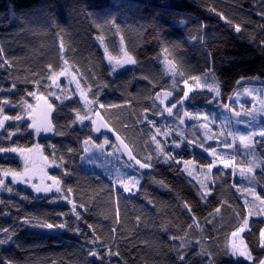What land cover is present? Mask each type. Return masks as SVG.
Masks as SVG:
<instances>
[{
  "label": "trees",
  "instance_id": "trees-1",
  "mask_svg": "<svg viewBox=\"0 0 264 264\" xmlns=\"http://www.w3.org/2000/svg\"><path fill=\"white\" fill-rule=\"evenodd\" d=\"M96 38L112 55L121 38L134 62L112 72ZM164 60L204 85L216 84L222 102L244 85L264 86V0H0V114L10 119L0 132V179L21 168L2 152L38 142L60 184L43 196L4 182L0 264H225L220 231L227 239L247 218L236 179L217 163L216 190L204 195L181 164L206 165L190 137L193 116L201 106L207 115L217 113L220 105L209 100L208 88L198 99L195 84L169 75ZM65 66L95 114L135 160L148 164L133 196L80 166L83 142L99 137L90 121L78 122L84 108L73 90L63 101L49 97L51 76ZM184 86L191 89L182 106L189 118L182 122L177 107L169 122L157 97L167 92L169 104H177ZM40 97L50 100L52 132L36 137L24 115ZM255 180L263 196L264 173ZM263 225L251 218L243 234L252 262L228 258L227 264L264 258Z\"/></svg>",
  "mask_w": 264,
  "mask_h": 264
},
{
  "label": "rangeland",
  "instance_id": "rangeland-1",
  "mask_svg": "<svg viewBox=\"0 0 264 264\" xmlns=\"http://www.w3.org/2000/svg\"><path fill=\"white\" fill-rule=\"evenodd\" d=\"M96 40L102 47L112 72H119L134 62L136 54L126 50L121 38L117 46L113 48L118 51L117 55L111 54L108 50L110 46L101 38H96ZM162 64L172 77L184 75L186 79L192 81L198 91V99L202 101V90L208 88L212 93V97L209 100L220 105L219 111L217 113L211 111L209 113L210 116L207 115L203 106L193 116L194 122L190 137L199 146L200 153L205 156L206 165L203 168H197L191 160L182 161L181 164L185 174L191 181L197 183L202 194L204 192H215L216 190L214 169L217 163L226 170H232L233 177L236 179L234 190L245 208L248 222L245 226L243 221L234 231L237 232V235L233 236L232 232L227 239L224 238L222 231H220L225 264H227L228 258L252 262L243 234L249 229L251 218L264 221V195L260 194L261 188L255 180L257 172L264 173V137L260 135L264 131V86L244 85L228 96L225 102H222L221 94L216 84L211 86L204 85L200 78L178 70L173 63L167 60H164ZM50 88L49 97L58 101L70 98L73 90L75 95L81 99L84 108V117L79 118L78 122L83 123L87 120L91 124L93 123L97 115L92 110L86 91L82 89L77 76L68 66H65L61 72L51 76ZM184 90V96L177 104H169L171 95L167 92L158 95L157 102L162 105L163 114L167 121L175 120L174 111L177 107H180L178 112L181 116V121L188 120L190 114L182 106L188 98L185 93L189 94L191 89L184 86ZM169 108L172 109L171 115L167 111ZM42 112H46L47 116L52 113L49 98H36L35 104L27 106L25 109L24 118L28 121L29 128L36 137L49 135L52 132L50 121L45 125L39 124L38 119ZM5 117L0 114V120L3 121V126H0V132L4 129L6 122L10 120L8 117L5 119ZM248 121L254 123L248 127L246 126ZM230 132L236 135L235 141L233 140V135H229ZM239 135H245L250 137V139L241 144L238 139ZM105 139L108 140L107 144L104 143ZM86 141H88L87 144L85 141L83 142L84 153L80 159V166L86 171L98 173L124 195L133 196L141 182V173L144 168H141L135 159L130 158V156L133 157L131 151L124 145L111 144L109 138L103 136L99 137L98 142ZM214 141L218 142V144H214ZM245 144H247V147L244 146ZM99 145H103V148L98 147ZM228 145L231 146L229 147ZM171 146L179 149V145L175 146L173 144ZM153 147L157 156L163 162H167L168 158L163 153V148L159 145L158 149L156 142ZM4 153L15 156L20 161L21 168L17 171L9 170L3 172L0 179L3 184L6 180H10L13 184L27 186L36 195L47 196L58 192L60 184L50 174L54 165L45 158L38 142L28 148L13 147L2 152V154ZM253 161L254 165L250 163ZM226 164L228 165L227 167L225 166ZM210 165L211 167H209ZM249 167L252 168L251 172L247 171ZM241 169L244 170L243 175L241 174ZM25 173L27 174L25 175ZM14 174L20 175H17L14 179ZM21 176L23 177L22 179L20 178ZM118 178L121 179L118 180ZM3 184H0V192ZM124 185H127V191ZM37 187L41 189L47 187L50 190L38 192L36 190ZM241 227L243 231H239ZM262 233H264V225L260 232V245L264 246V235ZM241 252L244 255H241Z\"/></svg>",
  "mask_w": 264,
  "mask_h": 264
},
{
  "label": "snow or ice",
  "instance_id": "snow-or-ice-1",
  "mask_svg": "<svg viewBox=\"0 0 264 264\" xmlns=\"http://www.w3.org/2000/svg\"><path fill=\"white\" fill-rule=\"evenodd\" d=\"M236 30H237V31L240 30L238 26H237V29H236ZM61 74H63V73H61ZM78 86H79V85H78ZM166 95H168V94H166ZM187 95H188V93H185V96H187ZM86 102H87V101H86ZM101 107H103V105H101ZM173 107H175V105H173ZM167 111H168L169 115H171V113H172V109L169 108ZM5 119H7V117H5ZM93 123H95V121H93ZM253 123H254V122H252V121H248V122H246V126L250 127ZM0 126H3V121H2V120H0ZM38 130H39V129H38ZM96 131L99 132L100 129L97 128ZM229 135H233V140L235 141V139H236V135H235L234 133H231V132L229 133ZM260 135H261L262 137H264V131H262V132L260 133ZM117 139H119V137H117ZM153 139H155V137H153ZM238 139H239V141L241 142V144H244V142H245L246 140L250 139V137H247V136H245V135H239ZM85 143L87 144L88 141H85ZM104 143L107 144V143H108V140L105 139ZM228 146L230 147L231 145H228ZM244 146L247 147V144H245ZM98 147L103 148V145H99ZM157 148L159 149V143H157ZM0 150H2V149H0ZM13 151H15V149H13ZM130 158H131V159H135V157H131V156H130ZM136 163L139 164L141 168L148 167V164H147V163H141L139 160H136ZM250 163H252V164L254 165V161H253V162H250ZM225 166L227 167L228 165L226 164ZM209 167H211V165H210ZM247 171L251 172V171H252V168L249 167V168L247 169ZM26 174H27V173H25V175H26ZM241 174H242V175L244 174V170H243V169H241ZM17 175H20V174H14V177H13V178L15 179ZM20 178L22 179L23 177L21 176ZM120 179H121V178H118V180H120ZM0 184H3V181H2V180H0ZM124 187H125V190L127 191V190H128L127 185H124ZM36 190H37L38 192L41 191V190H43V191H49L50 188L45 187V188L41 189L40 187H37ZM253 195H255V194L253 193ZM257 199H258V198H257ZM77 217H79V214H77ZM247 222H248L247 219H245V220H244V225H245V226L247 225ZM46 227L51 228L52 225L49 224V225H46ZM239 231H243V228H242V227L239 228ZM232 235H233V236H236V235H237V232H233ZM262 235H264V233H262ZM2 242H3V241H0V243H2ZM91 254H92L93 256L96 255L95 252H92ZM240 254H241V255H244L243 252H241Z\"/></svg>",
  "mask_w": 264,
  "mask_h": 264
},
{
  "label": "water",
  "instance_id": "water-1",
  "mask_svg": "<svg viewBox=\"0 0 264 264\" xmlns=\"http://www.w3.org/2000/svg\"><path fill=\"white\" fill-rule=\"evenodd\" d=\"M49 121L48 116L46 114V112H42L39 115V119L38 122L40 125H45L47 122ZM95 123H92V131L93 134L96 137H107L110 139H114L116 141V143L118 145H122L123 146V142L121 141V139H117V135L116 133L113 131V129L109 126V124L104 120V118L100 115H97L95 118ZM99 128L100 131L97 132L96 129ZM214 144H218V142L214 141ZM257 264H264V258H262Z\"/></svg>",
  "mask_w": 264,
  "mask_h": 264
}]
</instances>
